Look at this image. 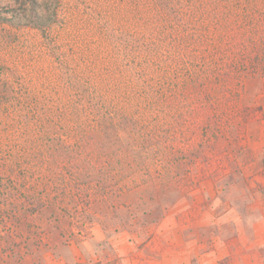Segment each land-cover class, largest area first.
Instances as JSON below:
<instances>
[{
  "label": "rangeland",
  "instance_id": "1",
  "mask_svg": "<svg viewBox=\"0 0 264 264\" xmlns=\"http://www.w3.org/2000/svg\"><path fill=\"white\" fill-rule=\"evenodd\" d=\"M51 3L58 8L53 23L34 28L16 20L17 14L33 8L29 0H0V88L9 96L7 106L0 110V139L1 135L29 133L33 121L23 122L22 105L41 101L65 105L71 89L84 83L102 87L109 97L119 93L117 89L142 91L144 86L141 94L149 111L153 87L165 102L168 84L176 75L208 73L210 95L230 100L228 95L236 89L238 99L227 106L221 129L213 132V138L221 135L223 147L206 164L215 169L212 176L173 205L165 217L169 215V221L177 215L187 239L204 240L190 264H264V0ZM133 44L143 48L159 44L161 48L148 56L144 49L133 53ZM233 108L241 112V118L231 126L226 118L232 117L229 109ZM63 116L65 122L69 120ZM12 118L15 124L6 129ZM217 175L223 177L216 180ZM257 222L258 237L253 226ZM240 231L241 250L237 253ZM147 232L105 233L94 226L95 240L82 238L81 244L65 247L61 260L92 264L102 258L110 264H130L126 249L134 245L127 241L145 240ZM223 239L234 243L231 259L225 256ZM216 250H220L218 255ZM56 260L59 258L49 253L37 264Z\"/></svg>",
  "mask_w": 264,
  "mask_h": 264
},
{
  "label": "trees",
  "instance_id": "2",
  "mask_svg": "<svg viewBox=\"0 0 264 264\" xmlns=\"http://www.w3.org/2000/svg\"><path fill=\"white\" fill-rule=\"evenodd\" d=\"M29 2L33 8L16 20L50 26L57 6L51 0ZM160 48L133 44L131 49L149 56ZM208 82V73L176 75L165 102L153 87L150 113L144 86L117 89L109 97L102 87L84 83L71 89L65 105H22L23 122L33 121L29 133L0 139V264H37L49 253L61 259L72 243L95 240L94 226L105 233L155 228L215 170L207 165L223 141L213 132L221 129L227 106L239 94L235 89L230 100L216 99ZM7 93L0 88V110L8 104ZM229 111L231 125L241 112ZM15 122L12 118L5 128ZM92 264L110 263L101 258Z\"/></svg>",
  "mask_w": 264,
  "mask_h": 264
},
{
  "label": "crops",
  "instance_id": "3",
  "mask_svg": "<svg viewBox=\"0 0 264 264\" xmlns=\"http://www.w3.org/2000/svg\"><path fill=\"white\" fill-rule=\"evenodd\" d=\"M168 217L169 215L156 228L147 232V239L142 241L137 240L136 243L134 241H127L128 244L133 243L134 245L126 249V255H128L127 258L130 260V264H182V260L185 261V264H190V259L198 254V250L201 248L204 240L200 238L187 239L179 217L175 215L174 220L170 219L169 221ZM167 222L168 224L166 225ZM253 226L256 237L260 236L261 234L257 230L259 227L258 222ZM238 234L235 243L237 253L238 250H241V231ZM213 241V246L216 248L217 240L213 239ZM222 243V247L226 252V258L231 259L234 256V247L232 246L234 243L230 239H223ZM127 246L130 247V245ZM146 250L150 254H146ZM219 251H215L217 255ZM77 260L79 263L82 262L79 259ZM52 264L73 263L59 259Z\"/></svg>",
  "mask_w": 264,
  "mask_h": 264
}]
</instances>
